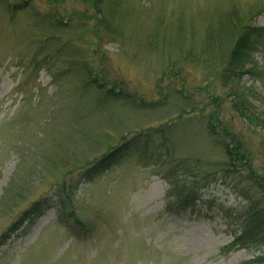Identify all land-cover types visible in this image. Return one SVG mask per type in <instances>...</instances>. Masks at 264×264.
Listing matches in <instances>:
<instances>
[{"label":"rangeland","instance_id":"obj_1","mask_svg":"<svg viewBox=\"0 0 264 264\" xmlns=\"http://www.w3.org/2000/svg\"><path fill=\"white\" fill-rule=\"evenodd\" d=\"M24 1L0 0V236L63 175L142 138L139 151L82 182L73 207L87 232L71 231L56 206L11 235L0 264H258L264 246L229 245L237 218L264 210V188L247 174L264 173V126L240 113L224 83L218 57L230 31L221 41L208 32L255 6L253 23L264 26V0H112L109 23L56 0L62 24L49 0ZM253 61L258 75L233 85L264 123V40ZM90 77L107 83L97 89ZM108 84L122 97H106ZM208 93L222 97L218 117L247 150V169L232 167L230 138L210 132ZM184 182L198 197L188 210L175 198Z\"/></svg>","mask_w":264,"mask_h":264},{"label":"trees","instance_id":"obj_2","mask_svg":"<svg viewBox=\"0 0 264 264\" xmlns=\"http://www.w3.org/2000/svg\"><path fill=\"white\" fill-rule=\"evenodd\" d=\"M60 1V0H57ZM63 1V0H61ZM77 2L83 3L84 9H76L71 15L78 16L83 19H89L94 17L96 22H100L104 19L107 20L105 16V8L108 7V3L112 0H75ZM51 6H53V15L56 16L55 21L60 24L65 23L68 19L67 14L61 15L58 8L55 7L54 3L56 0H49ZM29 1H24L23 6L28 5ZM21 5V4H20ZM263 7L255 6L253 9L249 10L245 14L231 13L229 16L220 21V27L217 29L210 30L208 35H210L212 41L213 39L222 40L224 34L228 31L229 33V49L223 50V53L219 55L218 58H222V63H226L224 68V83L232 82L231 94L236 95L237 99L235 101L236 107H242L240 112L243 116L247 117L252 123L260 124L264 126V123L259 121L257 118L248 113L245 109L247 105H251L249 100V95L242 90L240 87L233 85L237 79H241L244 75L257 76L259 71H257L256 65L253 61V54L258 47L263 44L264 40V26H258L253 23L255 20V13L262 10ZM106 22V21H105ZM109 23V21L107 20ZM101 23V22H100ZM107 24V23H104ZM97 27V25H96ZM109 27V26H108ZM216 30V31H215ZM99 41H102V37L98 35ZM209 45L214 47L216 43L208 42ZM221 48H223V42L221 43ZM219 50V46L216 48ZM227 51V52H226ZM217 57V55H215ZM207 62V61H206ZM99 72L101 69L98 70ZM179 72V71H178ZM101 73V72H100ZM102 77H105L102 74ZM103 79V78H101ZM95 83L97 89H102L107 82L101 81L100 78L90 77L88 78V83ZM107 85L105 90L106 97L111 98H121L122 91H118L117 88ZM205 89L208 91L209 88ZM127 94V93H126ZM129 96V94H127ZM211 99L212 103L215 105L209 120V129L212 134H217L218 130L222 132L225 136L230 138L225 149L227 155L229 156L230 163L232 167L246 169L249 166V154L247 150L242 148V143L235 136L233 131L225 126L219 119V105L222 103L223 99L221 96L215 94H207ZM131 96V95H130ZM157 131H160L157 129ZM142 135H138L133 139H129L122 142L121 145L115 147L108 153H105L94 159L93 162L86 163L84 167L80 168L79 173H77L76 178H74V173H67L66 176L63 175L61 183L56 184L55 188L52 189L51 194L41 197L31 203L28 209L23 211L19 219L12 223L8 230L3 232L0 236V247L5 244L13 233H15L21 226L27 222L26 230H30L37 221L44 216L50 209L58 207L60 213L66 214V220L70 221L69 228L72 231H77L78 228L88 231L87 224L77 217L74 212V199L76 197L77 191L79 190L82 182L93 181L104 174L108 169H110L114 164L121 160V157L129 151H139L141 147ZM251 172H247L248 178H253L254 184L259 188H264V173L259 175L253 169ZM70 176V177H69ZM170 176V177H169ZM169 180L172 181L169 175ZM184 181H186L184 179ZM187 182V181H186ZM176 201L182 206L183 209L188 210L190 207H195L198 197L194 196L193 191L184 184L179 188V191L175 195ZM239 227L234 231L235 238L230 243L229 248H261L264 246V210L255 213L254 215H249L243 218L241 221L239 217ZM65 220V219H64ZM239 232V234H238ZM253 263L264 264V256H258Z\"/></svg>","mask_w":264,"mask_h":264}]
</instances>
